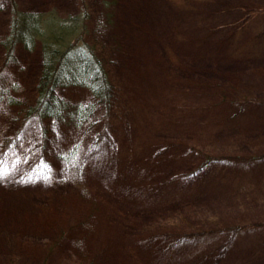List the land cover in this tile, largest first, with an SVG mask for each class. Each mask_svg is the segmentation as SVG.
<instances>
[{
    "label": "rangeland",
    "instance_id": "rangeland-1",
    "mask_svg": "<svg viewBox=\"0 0 264 264\" xmlns=\"http://www.w3.org/2000/svg\"><path fill=\"white\" fill-rule=\"evenodd\" d=\"M115 3L88 34L114 83L109 124L99 106L64 130L24 113L42 52L17 44L8 58L14 3L0 0V264H264V0ZM105 126L111 138L96 141Z\"/></svg>",
    "mask_w": 264,
    "mask_h": 264
},
{
    "label": "trees",
    "instance_id": "trees-1",
    "mask_svg": "<svg viewBox=\"0 0 264 264\" xmlns=\"http://www.w3.org/2000/svg\"><path fill=\"white\" fill-rule=\"evenodd\" d=\"M116 1L103 0V8L99 17L95 18L87 9L69 13L57 9L24 10L13 0L10 31L1 40L8 58L13 59L17 44L29 50L40 47L42 52L41 74L35 87L36 101L26 107L24 113L27 119H52L64 130L83 128L91 119L96 118L99 106H103L105 113L99 120L109 124L108 117L115 97L114 83L108 77L102 49L96 46V39L88 34L92 29H107L108 22L117 15ZM105 17L107 22L104 21ZM68 87L87 88L96 101L72 100L60 93V89ZM108 129L105 126L98 130L96 141L111 138ZM42 131L46 141L52 130L47 124L42 125ZM10 141V138H6L4 146ZM75 150V147L63 150L59 157H67Z\"/></svg>",
    "mask_w": 264,
    "mask_h": 264
},
{
    "label": "snow or ice",
    "instance_id": "snow-or-ice-1",
    "mask_svg": "<svg viewBox=\"0 0 264 264\" xmlns=\"http://www.w3.org/2000/svg\"><path fill=\"white\" fill-rule=\"evenodd\" d=\"M2 175H3V173H2V172H0V178H2Z\"/></svg>",
    "mask_w": 264,
    "mask_h": 264
}]
</instances>
